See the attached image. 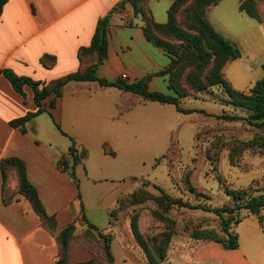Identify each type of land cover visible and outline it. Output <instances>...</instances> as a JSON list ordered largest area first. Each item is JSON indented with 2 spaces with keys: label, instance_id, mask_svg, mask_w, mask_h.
Here are the masks:
<instances>
[{
  "label": "crops",
  "instance_id": "crops-1",
  "mask_svg": "<svg viewBox=\"0 0 264 264\" xmlns=\"http://www.w3.org/2000/svg\"><path fill=\"white\" fill-rule=\"evenodd\" d=\"M121 1L7 0L0 17V70L11 69L20 76L50 82L86 69L97 59L85 57L81 62L78 55L80 48L91 44L99 19ZM153 1L156 0H150L149 3L153 19L161 24L166 23L168 15L157 16L152 7ZM222 1L212 6L207 13L210 23L218 31L210 19V13ZM243 1H238V10L247 14L240 9ZM172 2L167 0L168 9ZM258 9L262 21L251 18L264 26V0L259 1ZM143 25L142 19L133 14L129 4L112 13L108 54L99 65L97 75L111 81L125 75V80L129 82L150 75L151 90L171 93L167 76H162L164 82H159L157 87L158 78L151 75L165 68L170 59L146 38ZM44 55L56 57L53 67L47 68L41 63ZM233 61L230 60L224 67L225 78L235 89L248 91L255 82H243L236 75H229V66ZM74 83L69 82L64 87L63 96L55 108L47 106V111L33 118L26 132H23L12 127L10 122L37 110L33 92L29 86H25L24 98L0 74V164L9 157H17L25 163L28 180L36 188L46 212L56 218L60 228L73 222L83 224L84 215L98 231L113 236L116 229L114 224H110V212L121 195L128 192L127 183L133 176L128 161L119 159V155L132 146V142L127 139L128 122L124 118L134 108L119 110L117 101H113L116 92H107L109 89H119L117 87H103L96 81ZM165 83L168 89H164ZM119 90L125 95H136ZM112 106L117 109H112ZM57 122L62 131L57 128ZM71 138L75 139L73 143ZM105 145L114 152L113 155L105 151ZM73 146L79 155H83L75 167L78 184L60 162L65 157L71 163L70 149ZM13 185L19 186L17 177ZM4 192L0 168V264H54L59 251L56 235L43 226L27 199L18 195L16 199L5 203ZM247 219L236 227L239 248L226 249L222 244L208 242L185 250L183 257L189 262L180 263L264 264V241L262 246L255 248L254 240H244L239 234L241 225ZM260 228L264 233L261 225ZM114 241L112 237L116 263L128 264L131 253L124 248L118 250L122 255L117 257ZM87 259V253L80 252L74 262Z\"/></svg>",
  "mask_w": 264,
  "mask_h": 264
},
{
  "label": "rangeland",
  "instance_id": "rangeland-1",
  "mask_svg": "<svg viewBox=\"0 0 264 264\" xmlns=\"http://www.w3.org/2000/svg\"><path fill=\"white\" fill-rule=\"evenodd\" d=\"M238 1L223 0L213 7L210 19L241 54L229 66L228 74L236 75L243 82L247 80L254 83L262 79L264 74V26L241 13ZM152 7L157 16H167V0L153 1ZM184 17L182 10L178 13L182 25ZM155 73L151 75L157 76L154 78H158L156 85L159 87V82L163 79ZM164 85V89H168L167 84ZM109 90L108 93H117L114 94L113 101H117L119 110L134 108L124 118L129 123L126 124L127 139L132 142V146L119 155V159L128 161L130 174L133 176L127 183L128 192L121 195L112 209L115 214L110 224H114L116 229L113 236L89 229L85 222L76 224L69 246L70 264L90 260L95 264H109L100 232L111 240L112 237L115 238L117 257L122 255L118 250L126 248L131 253L128 264H150L145 250L133 233L134 219L140 233L153 250L162 246L165 235L169 234L162 264L189 262L183 257L185 250L212 242L206 239L207 234L222 235L220 218L202 208H234L236 204L228 195L227 189L249 188L252 194H264V146L239 149V142L253 138L255 131L245 122L215 117L234 112L233 107L226 103L228 96L218 86L200 93L190 92L187 88L189 95L181 99L180 105L185 109L197 110L189 114L179 112L172 104L143 101L139 96L125 95L119 89ZM111 108L117 109L116 106ZM134 114L136 116L133 118ZM73 140L75 141L71 138L72 143ZM7 173L4 184L6 198L12 201L18 195L24 197L19 192V186L13 185L14 179L18 178L17 170L10 167ZM158 188L164 189L173 198H181L189 206L174 207L168 213H162L163 217L155 215L156 211L162 212L156 201L161 196ZM195 206L202 208H194ZM241 214L245 215L247 211L243 210ZM262 214L264 216V210L261 216ZM236 227L233 226L232 230L236 231ZM239 234L244 240H254L255 248L262 246L264 241V233L255 216H248L241 225ZM80 252H86L89 259L74 262Z\"/></svg>",
  "mask_w": 264,
  "mask_h": 264
},
{
  "label": "trees",
  "instance_id": "trees-1",
  "mask_svg": "<svg viewBox=\"0 0 264 264\" xmlns=\"http://www.w3.org/2000/svg\"><path fill=\"white\" fill-rule=\"evenodd\" d=\"M220 1L222 0H173L167 12L168 20L166 23L161 24L152 17L149 6L150 0H122L107 15L99 19L91 44L88 47L80 48L78 55L81 62L85 57L97 59L95 63L86 69L66 74L50 82L35 80L28 76H20L11 69L0 70V74H3L11 83L13 89L24 98H26L24 87L29 86L33 92V101L37 106L36 111L28 112L25 116L12 120L10 122L11 126L26 132L28 123L36 116L47 111V106L50 109L55 108L58 100L63 96L64 87L69 82L96 81L103 87H117L126 92L139 95L146 101L175 105L176 109L184 114L197 111L185 109L180 105L181 99L188 96L189 91L196 93L208 92L212 87L218 86L228 96L229 99L226 103L233 107L234 112L216 115L215 117L226 121L245 122L250 129L255 131L253 138L239 142L240 150L252 146H260L262 148L264 146V78L256 81L248 91L235 89L225 78L224 67L230 60L238 59L241 54L238 48L220 31L216 30L208 19L207 13L209 9ZM259 1L261 0H244L240 5V9L245 11L250 17L262 21L258 9ZM6 2L7 0H0V17ZM126 4L131 6L136 17L142 19L146 38L168 55L169 64L155 74L168 77L171 93L152 91L149 87L150 75L130 82L122 77L111 81L100 78L97 75L99 65L106 60L108 54V31L111 15ZM182 10L185 13L184 25L180 23L178 18V13ZM41 63L45 67L51 68L56 63V57L44 55L41 58ZM187 88L190 90L188 91ZM201 112L206 113L204 111ZM57 127L62 131L59 125ZM104 148L106 152L111 155L114 154L107 145ZM70 155L71 163L65 157H62L60 162L65 165V170L78 184L79 180L75 175V167L83 155H79L74 146L70 149ZM231 161L234 162L233 159ZM10 167L17 170L19 192L31 203L43 226L56 235L59 251L54 264H70L69 246L76 228V222L63 228L58 226L56 218L46 212L36 188L28 180L25 163L17 157H9L1 161L3 190L7 180V171ZM158 189L161 192V196L156 201L162 212L156 211L155 215L163 217L162 213H168L174 207L189 206L181 198H173L164 189ZM250 192L252 191L249 188L227 189L228 195L232 198L233 203L236 204L234 208L228 206L214 208L208 206L204 208L202 206L194 207L216 214L222 222V235L207 234L206 239L222 244L226 249H237L240 245L239 235L232 230L233 226L239 225L248 216L255 215L258 217L260 225L264 228V218L261 216V212L264 210V194H252ZM78 198L81 201L80 194ZM3 201L5 203L11 202L10 199L6 198L5 194ZM243 210H246L247 214L242 215L241 211ZM81 211H83L82 201ZM235 211H237L236 214L234 213ZM114 212V210H111V216L115 214ZM226 214L227 217L225 216ZM83 219L89 229L98 231L84 215ZM132 229L139 245L145 250L149 263L162 264L169 241V234L165 235L161 243L165 247L158 246L153 250L140 233L136 219L132 222ZM100 237L103 239V249L108 263L115 264L111 238L101 232ZM75 264H95V262L90 260Z\"/></svg>",
  "mask_w": 264,
  "mask_h": 264
},
{
  "label": "built area",
  "instance_id": "built-area-1",
  "mask_svg": "<svg viewBox=\"0 0 264 264\" xmlns=\"http://www.w3.org/2000/svg\"><path fill=\"white\" fill-rule=\"evenodd\" d=\"M121 77H122L123 79H126V76H125V75H122Z\"/></svg>",
  "mask_w": 264,
  "mask_h": 264
}]
</instances>
